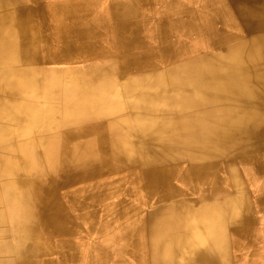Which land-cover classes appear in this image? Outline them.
I'll list each match as a JSON object with an SVG mask.
<instances>
[{"label": "bare ground", "instance_id": "6f19581e", "mask_svg": "<svg viewBox=\"0 0 264 264\" xmlns=\"http://www.w3.org/2000/svg\"><path fill=\"white\" fill-rule=\"evenodd\" d=\"M89 1L0 0V264H232L264 208V0H228L241 35L174 19L210 50L154 66L119 5L99 45ZM126 185L154 211L106 204Z\"/></svg>", "mask_w": 264, "mask_h": 264}, {"label": "rangeland", "instance_id": "374dc122", "mask_svg": "<svg viewBox=\"0 0 264 264\" xmlns=\"http://www.w3.org/2000/svg\"><path fill=\"white\" fill-rule=\"evenodd\" d=\"M205 2H207V4ZM89 3H88V9H87L89 17L88 19H85L83 22L86 24L87 28L91 29L92 32L94 31L97 35L101 36L103 41L99 42V45L104 46L105 49H110V51H113L111 50L113 46L112 44L115 43L117 40L115 39L116 37L115 29L112 26L108 25L109 24L108 22H110V25H113L114 19L112 16V10L116 5H119L120 9L127 11L128 16L126 17V21L128 23L139 24V28L135 30L133 29L129 30L128 36L134 38L133 47H132L134 49L133 51L135 53H138L139 56H143V55L145 56V58L142 61V64H144L146 61L149 63L151 62L150 64L153 66L156 65L157 63L158 65H161L162 63L169 64L170 63L169 57L172 54L174 55L182 54L178 51L177 43L178 45H184L183 53H185L187 56H193L195 55L194 53H197L198 51H206V50L209 51L211 36L209 35L208 32H205L203 30L206 27L205 20L213 19L212 17H215L214 19H217L220 17V15H223V12L225 13L227 19L226 20L224 19V21L222 22L220 26L222 31L241 35V28L239 24L237 23L236 19L233 18L235 16H234L233 11L231 10V7L229 6L228 0H210L209 2L208 0H205V1L204 0L203 1L202 0L201 1L200 0H186V1L185 0H182V1L181 0H157V2L156 0H92V2L89 1ZM97 19L98 20L100 19V20L98 21ZM174 19H203L204 20L203 23L198 22L199 27L203 29L202 30L197 29L198 31L197 32V31H192V30L190 31L189 28L187 29L185 27H176L174 25L175 24L173 21ZM187 26L189 25H186V27ZM169 28H174L173 30L174 32L171 31ZM146 51H148V53ZM89 59L90 58L76 61V63L73 65L75 66L79 64L85 65ZM47 67L48 69H51L54 67L63 69V68H66L67 65L49 64L47 65ZM246 179H249V183L247 186H248V190L252 194H254L253 197H255L256 195L259 196V194L264 197V176H257L254 173H252L251 170H248V175ZM125 190H133V189L132 187H130L129 189V185H126ZM133 191L134 192L128 191L127 193H123L120 196L118 195L119 198L115 196H111V199L107 198L108 201H106V204L113 202L112 199L116 200V202L124 201L126 202V204H129V203L131 204L134 200L138 199L139 200L138 206H139V209L142 208V214L147 215V214L152 213L154 211L153 209L155 205L154 203L156 202L155 199L151 200L148 205H144L143 203H141L142 201H140L142 195L140 194L138 195L135 190ZM138 196L140 198H138ZM102 210L103 208L99 207L100 214H102ZM256 217L257 219L254 225V233H255L254 235H255V240H256L255 246H251V245H248L247 247L243 246V249L241 251L236 250V249L233 250L231 254V261L232 262L234 261V262L232 264H257V263L264 264V225H263L264 224V218H263L264 208L262 209L261 212L256 214ZM108 231H111V229H109ZM97 236H98L97 233L96 235H93V232H88V231H80L78 233L76 242L78 243L77 246L79 248V251L80 252L82 251L80 254L85 252L84 249L86 250L88 245H91L93 241L95 242V239ZM231 240L234 241L233 236L231 237ZM109 241H110L109 239L103 240L101 241V244L105 245L104 243H108ZM114 259L118 260V256H114ZM131 264H136V263L134 262Z\"/></svg>", "mask_w": 264, "mask_h": 264}]
</instances>
